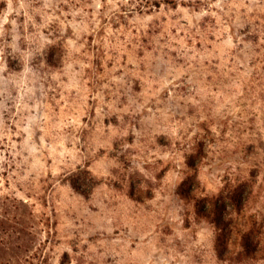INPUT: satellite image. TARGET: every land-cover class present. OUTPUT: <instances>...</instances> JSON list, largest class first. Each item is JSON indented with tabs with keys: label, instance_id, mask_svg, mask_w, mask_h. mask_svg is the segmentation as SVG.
Instances as JSON below:
<instances>
[{
	"label": "rangeland",
	"instance_id": "rangeland-1",
	"mask_svg": "<svg viewBox=\"0 0 264 264\" xmlns=\"http://www.w3.org/2000/svg\"><path fill=\"white\" fill-rule=\"evenodd\" d=\"M0 264H264V0H0Z\"/></svg>",
	"mask_w": 264,
	"mask_h": 264
}]
</instances>
